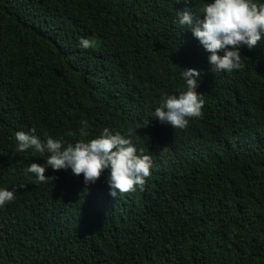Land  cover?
I'll list each match as a JSON object with an SVG mask.
<instances>
[{
  "label": "trees",
  "instance_id": "trees-1",
  "mask_svg": "<svg viewBox=\"0 0 264 264\" xmlns=\"http://www.w3.org/2000/svg\"><path fill=\"white\" fill-rule=\"evenodd\" d=\"M200 7L0 0V187L16 192L0 209V264H264V38L241 46L238 70L212 72L176 21ZM187 69L201 73L200 116L183 129L149 119ZM81 120L88 139L109 128L151 156L142 189L113 198L107 172L87 185L25 173L47 154L16 151L17 131L75 143Z\"/></svg>",
  "mask_w": 264,
  "mask_h": 264
},
{
  "label": "clouds",
  "instance_id": "clouds-1",
  "mask_svg": "<svg viewBox=\"0 0 264 264\" xmlns=\"http://www.w3.org/2000/svg\"><path fill=\"white\" fill-rule=\"evenodd\" d=\"M201 7L195 23L192 12H175L177 23L190 31L203 50L212 72H232L242 66L240 48L252 49L264 38V0H200ZM202 17V18H200ZM92 41L78 40V47L88 49ZM201 73L194 69L181 70L184 86L174 94H162L149 119H155L172 129H183L190 118H198L203 106V95L196 89ZM88 125L80 121V139L75 143L63 138L45 136L43 141L34 129L14 134L16 151L33 149L41 156L43 164L29 163L25 173L37 182H47L46 169L70 170L81 176L85 185L95 183L107 172L105 183L109 196L142 189L150 175L153 161L143 148L134 144L130 136L104 128L94 138L88 139ZM21 188L23 185L20 186ZM105 194L101 201H107ZM16 192L0 187V209L15 199Z\"/></svg>",
  "mask_w": 264,
  "mask_h": 264
}]
</instances>
